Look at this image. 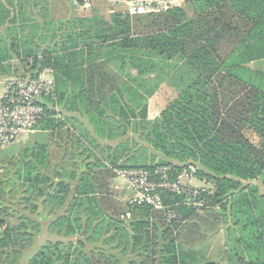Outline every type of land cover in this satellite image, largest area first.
Wrapping results in <instances>:
<instances>
[{
	"label": "trees",
	"instance_id": "16d2710c",
	"mask_svg": "<svg viewBox=\"0 0 264 264\" xmlns=\"http://www.w3.org/2000/svg\"><path fill=\"white\" fill-rule=\"evenodd\" d=\"M183 1L57 21L48 3L0 0V75L18 60L22 78L55 79L46 138L0 163V264H264V74L247 67L264 59V0ZM131 141L153 164L123 160ZM188 165L213 187L210 208L169 193L162 210L131 205L113 186L115 169ZM221 230V260L196 250ZM43 231L56 238L37 247Z\"/></svg>",
	"mask_w": 264,
	"mask_h": 264
},
{
	"label": "built area",
	"instance_id": "2783aa9c",
	"mask_svg": "<svg viewBox=\"0 0 264 264\" xmlns=\"http://www.w3.org/2000/svg\"><path fill=\"white\" fill-rule=\"evenodd\" d=\"M93 0H75L76 5L89 10ZM112 12L124 8L130 16L159 14L182 8L183 0H110ZM55 79L53 70L45 68L38 78H12L4 82L0 98V150L16 143L21 136L30 134L46 118V99L53 96ZM124 183L126 200L131 205L164 209L163 194L187 196L186 205L198 210L210 208L205 195L214 194L213 187L197 178V168L188 165L181 171L170 167L147 169H115ZM194 181L204 184L193 186Z\"/></svg>",
	"mask_w": 264,
	"mask_h": 264
},
{
	"label": "rangeland",
	"instance_id": "374dc122",
	"mask_svg": "<svg viewBox=\"0 0 264 264\" xmlns=\"http://www.w3.org/2000/svg\"><path fill=\"white\" fill-rule=\"evenodd\" d=\"M99 3V2H98ZM101 3V2H100ZM76 5V3H75ZM77 10L79 11L78 13H76L77 16H84V15H88L90 14L89 12L91 11V9L95 10L99 15L103 16L107 21H110V17L112 16L111 14L112 12V3L107 2V1H102L101 4L94 6V4H92L91 8L89 10H85L82 8V6L76 5ZM124 10V8H119L116 11H120L122 12ZM69 12V13H68ZM52 15L53 17L57 20V19H61L63 17L66 16H74L75 13L73 14V12L67 9V5H62V6H54L52 7ZM16 16L13 12H12V17ZM17 17V16H16ZM32 17V13L27 11L24 14H22L21 16H18V20L16 21L17 24L16 26H20L22 23L24 22H29L31 20ZM58 21V20H57ZM59 25V23H57ZM9 27V25L7 26V24L3 27H0V30L3 29L4 31L6 30V28ZM3 31L4 36L8 37V34L6 32ZM18 34H22L20 33L19 30H17ZM27 33H25V36L28 37V35H26ZM34 50H37L38 47H42L43 45L46 46H52L53 44L51 43L50 40H45L43 43L40 42L38 40V42H36V45L33 44ZM4 73L2 75H0V79L2 80L1 83H3V78L7 80L8 79H12V78H22L21 76L24 74V67H23V63H21L18 60L13 61L10 65L7 64L5 67V71H3ZM174 86V85H173ZM171 87V88H170ZM164 90L167 92V94L169 96H173V91H174V87L172 88V86H167L166 84L163 85ZM165 98L166 96L164 95H158L152 99H150L149 102V118L151 120H153L155 117H157L161 111L162 108H164L165 106ZM47 133L44 131H40L39 129H35L33 132H31L30 134H25L23 136H21V138L14 143L13 145H11L9 148L5 149V150H0V163L3 165H7V163L9 162L10 158H21L22 157V152L28 148H30L33 144L37 143V142H41L46 138ZM131 136V140H133L132 138L137 139V137H132L133 134L130 135ZM136 141V140H135ZM132 142L129 145V148H131V150L127 153L128 155L126 156H122L123 160L127 159V156H133L131 161L136 163L138 162L139 164L143 163L145 161L144 157L146 156L148 159L147 161L149 163L153 164V155L151 153H148L147 155H145V153L139 151L136 152L138 149V146H135L136 142ZM1 170H0V174H1ZM121 182L122 180L118 177H116V179L113 181V186L115 188V190L119 193V189L121 186ZM193 186H198V187H203L204 184L199 182V181H194V183H192ZM120 194V193H119ZM31 211V210H30ZM14 224L17 223V220L13 219ZM55 236L50 237L49 233L47 231H43V233L40 236V240H38L37 242V247H40L41 245H43L47 239H54L55 240ZM21 244V243H20ZM22 245V244H21ZM25 246V245H24ZM12 260L8 261L7 264H11ZM26 260L23 261L22 264H26ZM12 264H14V262H12Z\"/></svg>",
	"mask_w": 264,
	"mask_h": 264
},
{
	"label": "crops",
	"instance_id": "0c3cea01",
	"mask_svg": "<svg viewBox=\"0 0 264 264\" xmlns=\"http://www.w3.org/2000/svg\"><path fill=\"white\" fill-rule=\"evenodd\" d=\"M1 1L4 5H9L10 3H14V4L21 3V1L23 0H1ZM33 1L48 3L50 5V10H51L50 15L54 20H56L52 15V7L54 6L67 5V9L70 10V12L72 11L73 14L75 13L74 16H66L57 20H68L74 18L76 16V13L79 12L76 8L75 0H33ZM102 1L110 2V0H93L92 4H94V6L95 4L99 5L102 3ZM2 31L4 30L2 29ZM247 67L255 72L264 74V59L252 62L249 65H247ZM3 80H4L3 83H1L2 80L0 79V98L3 93L4 82L7 81V78L6 79L3 78ZM118 189L121 196L126 197L128 195L123 182H121V186ZM260 189H261V193H264V186H261V184H260ZM196 250H198L206 257H210L213 260H221L225 254V232L223 230L219 231L218 233L213 235L207 243L197 246Z\"/></svg>",
	"mask_w": 264,
	"mask_h": 264
}]
</instances>
